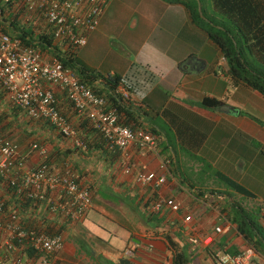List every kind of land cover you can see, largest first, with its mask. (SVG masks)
I'll return each mask as SVG.
<instances>
[{"label": "crops", "instance_id": "obj_1", "mask_svg": "<svg viewBox=\"0 0 264 264\" xmlns=\"http://www.w3.org/2000/svg\"><path fill=\"white\" fill-rule=\"evenodd\" d=\"M159 1L172 10L175 4L183 7L184 10L181 11L187 15L190 24L185 20V16L182 17L180 25L165 20V12L161 19L157 13H152L154 12L152 9L147 17V25L151 27L150 31H147L149 32L148 38L139 40L142 42L139 48L136 44L134 45L135 39L131 38L125 45L129 48L127 52L133 59L125 58V60L116 61L114 67L107 73L88 67L102 74L115 73L122 76L131 93L129 102L138 110L143 111L142 121L145 127L156 128L161 145L168 144L169 151L172 154L176 152L181 161L184 160L181 149H175L170 141L166 140V134L160 127L148 121L145 113L152 108L160 109L170 90L181 96L187 92L186 102L175 100V108L172 110L182 115H179L181 116L179 120L177 118L174 120L192 126L198 132L204 133L209 140L203 142L199 149H192L183 145L182 142L180 145L186 149H192L191 152L195 153V156L193 155L195 160L198 157L205 160L208 158L210 162L216 164L218 172L244 186L254 194L253 197L256 199L259 200L260 197L264 200V179L261 180L259 188L253 186L250 181L246 182L247 175L246 171L244 172L246 163L248 162V166L251 167L250 161L255 157L252 154L250 157L247 153L250 150V142L244 146L246 153L242 158L246 163L242 162L243 164L238 169V155L228 151L222 155L224 150L220 149L215 141L219 128L226 136L229 135V128L233 127L237 129V133L240 131L257 140L263 150L258 154L264 156V94L234 79L229 72V65L222 51L209 36L205 45L211 49L214 47L218 53L217 58L209 60L204 56L193 57L195 53L193 55L192 53L191 55L173 54L175 43L167 47L164 43L162 45L161 40L151 41L156 32L166 36L164 33L172 30L171 27L175 28V32L185 33L186 37L187 35L195 37L198 29L201 30L200 35L203 32L192 21L190 12L184 4ZM109 5L104 9L99 26H101ZM157 5L158 2L155 6ZM135 23L138 22L135 21ZM179 26H181L180 30ZM126 48L123 47V51H126L124 50ZM219 51L221 59H218ZM257 58L262 60L259 55ZM220 60L221 67L218 63ZM81 63L87 66L85 61ZM55 91L60 100L61 110L78 124L81 133L89 137L94 147L88 150L77 148L71 140L61 136L57 130L44 121L35 120L30 124L24 121L20 124V132L25 136L33 133L32 136L43 141L42 146L46 148L48 157L54 161V164H51L70 165L76 175H81V181L84 184L96 187V194L93 198V208L86 218L65 223L66 245L61 252L50 257L52 264H173L176 254L175 247L179 248L178 252L184 251L185 257L190 261L189 264L193 263L194 257H198L201 264H212L215 261L216 251L220 249L231 254L250 250L256 264H264V244L255 242V240H260L259 234H253L254 240L247 238L240 232L236 217L233 216L236 206L238 209L246 210L257 208L256 206L249 208V203H242L247 195L231 188L218 175L220 180L208 183L207 178L211 176L209 172L207 175L204 174L201 177L203 181L200 179L198 186L194 185V190H191L186 187L184 180L178 177L180 174L176 175L174 170L172 173L162 170L154 153L142 152L137 147L131 151L133 173L127 174L125 169H119V160L116 156L105 153L101 148V145H105L102 138L96 137L94 132H86V126L81 125L82 117L73 111L66 94L60 88H55ZM189 92L196 95L193 103L187 102L191 98ZM208 97L224 100V104L217 108L208 107L203 103ZM230 101L233 104H229ZM6 102L7 99L4 96L0 100L1 111L7 108ZM169 121L173 123L171 119ZM233 132L236 134L235 131ZM231 138L233 139L232 136ZM223 139L228 140V137H223ZM21 148L24 156L28 153L26 159L28 168H35L43 162L44 158L38 152H31L27 146H22V144ZM259 162L263 169L262 173H264V160ZM195 167L197 168L196 173H199L201 169L197 165ZM137 171H153L159 175H170L171 181L169 178L165 186L161 188L160 194L173 197L181 204V210L173 212L171 209H165L161 214H156L154 203L159 198V192L153 187L139 186L135 181ZM103 192L119 200L116 202L117 209H114L118 210V213L113 212L114 201L105 198ZM259 212L262 214L259 219L261 227V225L264 226V211ZM55 222L59 225L63 224L59 219ZM217 226H222L223 232L216 235L215 241L210 246L191 242L192 236L216 234ZM262 234L264 235L263 232ZM131 246H134L135 250L129 256L126 250ZM27 258L31 264H41V260L34 255L27 256Z\"/></svg>", "mask_w": 264, "mask_h": 264}, {"label": "built area", "instance_id": "obj_2", "mask_svg": "<svg viewBox=\"0 0 264 264\" xmlns=\"http://www.w3.org/2000/svg\"><path fill=\"white\" fill-rule=\"evenodd\" d=\"M110 0H25V11L33 14L34 24L43 20L58 44L74 45L79 48L88 43V35L95 31L105 7ZM65 46V45H64ZM113 75V74H112ZM55 88H60L74 104L79 116L88 119L106 139L109 149L120 151L125 172L133 173L131 151L137 147L142 152H152L161 158L158 136L145 129L134 130L119 122L118 109L113 107L106 96L97 94L93 88L82 82L71 67L65 66L58 58H45L42 51L27 45L20 37L12 36L0 28V89L7 102L21 107L27 118L47 121L59 134L69 139L77 148L87 149V143L75 122L64 115ZM116 94L129 100L131 93L124 82L115 88ZM29 151L38 152L45 160L35 168L26 165L20 144L0 131V175L16 187L18 193H25L48 204L55 214L74 221L88 216L93 208V196L87 185L76 180L70 165L65 168L47 162L45 147L38 142L31 144ZM28 154V153H27ZM162 164L167 168L168 161ZM135 181L141 187H153L159 192L154 211L181 210V204L172 197L160 194L167 183L165 175L153 171H137ZM47 191L53 193L49 196ZM56 192L59 194L55 195ZM223 232L216 227V234L192 236V243L210 246L217 234ZM65 237L49 234L37 229L28 230L19 215L7 207L6 198L0 197V264H31L26 247L34 252L41 264H52L50 257L65 247ZM135 247L126 250L134 253ZM21 253V254H20ZM213 264H256L253 253L244 250L231 254L217 250Z\"/></svg>", "mask_w": 264, "mask_h": 264}, {"label": "trees", "instance_id": "obj_3", "mask_svg": "<svg viewBox=\"0 0 264 264\" xmlns=\"http://www.w3.org/2000/svg\"><path fill=\"white\" fill-rule=\"evenodd\" d=\"M199 1L200 0H172L174 3H182L185 5L190 12L192 21L196 25L201 28L207 26L204 29L207 31L211 40L214 41L222 51L228 62L229 72L233 75L234 79L249 85L264 94V75H262L260 71H254L251 73L249 63L244 59L242 54V45L246 44L253 54L256 56L259 55L264 62V0H212L214 9L224 18V22L221 23H218L212 18H207ZM33 21H36L33 14H28L25 11V0H0V28L3 31L12 36L20 37L27 45H32L40 49L45 58H58L65 66L71 67L75 70L82 82L91 86L97 94L106 96L110 104L118 109L120 123L127 125L134 130L142 128L152 134L159 133L156 128L149 129L148 127H145L142 121V117L144 116L143 111L134 107L129 100L116 94L115 88L119 83L124 82L121 75H112L110 73L102 74L89 69L82 63L81 65L77 59L80 50L79 47L56 43L52 32L48 29V24L43 20H41L39 24H34ZM237 36H240L239 41L237 40ZM3 97L4 93L0 91V100L3 99ZM68 101L70 102L73 111L77 113L74 104L70 100ZM203 103L208 107L217 108L224 104V100L208 97L204 99ZM6 105L7 108L0 112V131L4 136L13 138L16 128L20 127V124L26 121L27 113L21 107L12 102H6ZM64 115L68 116L66 113H64ZM45 123L49 124L47 121H45ZM83 124L86 126L87 133L94 132L96 133V137L102 138L101 140L105 145H101V148L104 149L105 153L115 155L117 160H119V169L124 170L126 164L122 163L120 159V151L110 150L106 139L93 128L88 119L82 118L81 125ZM174 125L176 126L179 143L182 142L183 145L192 149H199L206 137L204 133L198 132L197 130H194V128L190 129L189 125L181 124L177 120H174ZM182 126H184V128ZM75 127L78 128L81 133V128L78 124L75 123ZM81 136L87 143L88 147L86 150L94 147L92 146L91 141H89V137L84 136L82 133ZM158 141L161 158H159L157 154H155V156L158 158L161 169L164 171L168 170L171 173L174 170L176 175L180 174L178 177L181 178L182 181L184 180L183 182L186 183V187L194 190L193 183L187 182L183 177L180 168H178L181 161L179 155L176 154V152L175 154H172L169 151L168 144L162 146L159 137ZM42 143L43 141L39 142L40 145H44ZM27 155L28 154L26 153V156ZM161 159L168 161L167 168L163 166ZM46 161L49 162V164L54 162L51 158H48ZM65 165L66 164L58 167L65 168ZM217 175L220 178L222 177L226 184L231 188L247 196H254V194L248 189L228 176H225L220 172H218ZM165 176L168 181L170 175ZM76 180L82 184L84 183L81 181V175H76ZM169 181H171V178ZM87 186L89 187L92 196L95 197L96 187ZM47 194L50 197L53 196V193L50 191H47ZM55 194L57 195L59 192H56ZM0 197L6 198L7 207L19 215L20 223L28 230L37 229L49 234L64 235L66 229L65 223L71 221V219L63 217V214H61L60 211L53 214L49 210L50 208L48 207V204H43L40 200L31 198L24 192L18 193L16 187L12 186L9 181L1 175ZM155 213L161 214V212L157 211H155ZM233 216L234 218L236 217L238 228L241 233L252 240H254L253 234L258 233L260 240H255V242H257V244H264L263 231L259 225V219L262 216L260 212L258 218H254L249 214L248 210L243 208L238 209L236 206L234 208ZM56 219H59L63 224L59 225V221L56 223ZM178 249L179 248L175 247L176 254L173 258V264H189L190 261L185 257L184 251L181 250L178 252ZM24 251H27L30 256L35 255L29 247H26Z\"/></svg>", "mask_w": 264, "mask_h": 264}, {"label": "rangeland", "instance_id": "obj_4", "mask_svg": "<svg viewBox=\"0 0 264 264\" xmlns=\"http://www.w3.org/2000/svg\"><path fill=\"white\" fill-rule=\"evenodd\" d=\"M164 1L172 3V0ZM157 2L158 5L155 6ZM199 3L202 5L204 14L207 18H212L218 23L224 22V18L222 17V15L217 13V11L213 8L211 0H200ZM109 4L110 5L108 6V9L106 11L107 13L101 21V26H98L99 29L97 28L96 31H93L88 35V43L80 48L77 56V59L80 64L81 62L85 61L87 67H93L94 69L101 70L104 73L109 72L114 67L116 61H122L125 60V58H132V56L127 52L129 48H126L125 46L128 44L127 40L129 38L135 39L134 45L136 44L138 48L140 47V45H142L141 41L146 37L148 38L149 32L147 31H150L151 27L150 25H147V17H149L150 13L152 12V9L154 11L152 13H157V16L161 19H163L162 14L165 12V20H170L174 23H179L180 25L182 22V17L185 16V20L188 22V24H190V20L188 19L187 15L181 11L184 10V8L176 4L172 6L173 10L168 8L167 5H163L159 0H110ZM135 21H137L138 23L136 24ZM192 27L195 28L194 25H192ZM206 27L207 26H205L204 28ZM204 28H201L203 31L201 35V30L198 29V32L195 33V37H190L188 35L186 37L185 33L179 32V35L178 31L175 32V28L171 27L173 31L167 30L166 33H164L166 36H163L162 33L159 34L156 32L155 35L152 37L151 41L161 40L162 45L164 43L167 47L175 43V49L173 48V51L171 50L173 54L186 53L187 55H191L192 53L193 55V53H195L193 57L204 56L208 58V60L210 58L215 59L217 58L218 53L214 47L211 49L205 45L206 40L208 38V34ZM180 29L181 26H179V30ZM158 34L160 35L159 39L157 36ZM237 40H240V36H237ZM242 46V54L244 56V59H246V61L249 63L251 73H253L254 71H260L261 74L264 75V62L258 59L257 56L253 54V52L246 44ZM123 47L126 48L124 49L126 51H123ZM208 49L209 52H207ZM221 57L222 56L219 51L218 59H221ZM218 63H220L219 67H221V60L218 61ZM186 93L187 92H185V94L181 96L173 92V90H170L168 97L164 100L165 104L163 103L161 108H157V110H155L156 108H152L150 111L145 113V117L150 123L160 127L163 133L166 134V140L170 141V144L175 149H181V151L183 152L184 160L180 162L179 168L183 174V177L187 180V182L193 183V185L198 186V181L202 179L201 177L204 176V174L207 175V172H209V174L211 175H209L210 177L207 178L208 183L214 180L218 181L220 180V178L217 176L218 168L216 167V164H214V162H210L208 158H206L205 160L202 157H198V159L195 160V153L191 152L192 149H186L179 143L177 131L173 123L174 119L177 118L179 120L181 118V116L179 115L182 114L178 115L172 109L175 108V100L178 99L181 102H186ZM189 93L191 94V98L187 102L193 103L192 101L196 100V95L193 94V92ZM232 102H234L233 99ZM232 102L230 101L229 104H233ZM170 119L173 123L169 121ZM33 121L34 120L26 119V124H30ZM180 123L184 124L183 122ZM182 127L184 128V126ZM189 127L190 129L192 128V126ZM233 131H235L236 134H234ZM32 135L34 134L30 133L29 136H25L24 133L20 132V127H18L16 128L13 138L17 142H19L20 146L22 144V146L28 147L33 139L41 142L38 137H34ZM227 135L224 136L222 133V129L219 128L216 132L217 139H215V141L218 147L224 150L222 152V155H225V151L233 152L238 155V169L243 164L242 162L245 161L244 158H242L244 157L243 155L246 153V151L244 150V146L250 142V150L247 151V153L249 154V156L252 154L255 157L252 158V160L250 161L252 164L251 167L248 166L249 163H246L245 161L247 165L245 167L244 172L246 171L245 174L247 175L246 182L250 181L253 186L259 188L261 185V180L264 179V173H262L263 169L260 166L261 163L259 162L260 160H264V156L258 154L261 151L263 152V150H261V144L245 133H242L240 131H238L237 133V129H234L233 127L229 128V135ZM231 136L233 137V139L231 138ZM223 137H228V140L223 139ZM208 140L209 139L205 137L203 142H207ZM195 165H197L201 169L199 173H196L197 168L195 167ZM201 181H203V179ZM102 194L105 198L114 201L115 207L113 208V212L118 213V210L115 211L114 209H117L116 202L119 200H116L115 197L112 198L107 196L104 192ZM242 203H249V208L251 206L257 207L255 208V210L251 208L248 210L249 214L254 218H258L259 211H264V200L260 197L258 200L255 197L247 196L245 199L242 200ZM261 228L264 232V226L261 225ZM192 264H201V262L198 257H194Z\"/></svg>", "mask_w": 264, "mask_h": 264}, {"label": "clouds", "instance_id": "obj_5", "mask_svg": "<svg viewBox=\"0 0 264 264\" xmlns=\"http://www.w3.org/2000/svg\"><path fill=\"white\" fill-rule=\"evenodd\" d=\"M110 74H115V73H110ZM26 119L32 120V119H30V118H26ZM34 121H35V120H34ZM34 142H38V143H39V141H37V140L35 141V139H33L32 142H30V144H29V146H28L29 149H30L31 144L34 143ZM18 143H19V142H18ZM41 146H42V145H41ZM20 147H21V146H20ZM21 149H22V148H21ZM28 152H29V151H28ZM48 158H49V157H48ZM48 158H47V159H48ZM44 160H45V159H43V162H44ZM43 162H42V163H43ZM93 198H94V197H93ZM93 200H94V199H93ZM63 236H64V235H63ZM212 264H213V263H212Z\"/></svg>", "mask_w": 264, "mask_h": 264}]
</instances>
